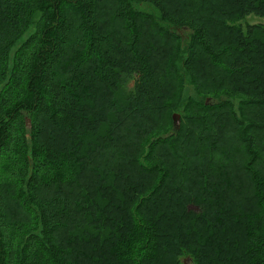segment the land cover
<instances>
[{
	"label": "trees",
	"instance_id": "1",
	"mask_svg": "<svg viewBox=\"0 0 264 264\" xmlns=\"http://www.w3.org/2000/svg\"><path fill=\"white\" fill-rule=\"evenodd\" d=\"M251 14L264 0H0V264H264Z\"/></svg>",
	"mask_w": 264,
	"mask_h": 264
},
{
	"label": "rangeland",
	"instance_id": "2",
	"mask_svg": "<svg viewBox=\"0 0 264 264\" xmlns=\"http://www.w3.org/2000/svg\"><path fill=\"white\" fill-rule=\"evenodd\" d=\"M141 9H143L145 11H154L153 7L148 6V5H141ZM243 23L244 24L250 23V24H263L264 25V17L258 16L255 14H251L243 21ZM187 94H194V90L192 89V87L190 85H187ZM176 114H179V113H176ZM185 260H187V259H185ZM184 264H192V263H191V260L189 259Z\"/></svg>",
	"mask_w": 264,
	"mask_h": 264
},
{
	"label": "water",
	"instance_id": "3",
	"mask_svg": "<svg viewBox=\"0 0 264 264\" xmlns=\"http://www.w3.org/2000/svg\"><path fill=\"white\" fill-rule=\"evenodd\" d=\"M173 120H174V126L176 129L180 127V115L179 114H174L173 115ZM189 259L185 260L184 263H186Z\"/></svg>",
	"mask_w": 264,
	"mask_h": 264
}]
</instances>
